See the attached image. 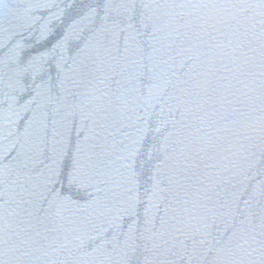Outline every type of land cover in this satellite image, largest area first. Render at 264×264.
Listing matches in <instances>:
<instances>
[{
  "label": "water",
  "instance_id": "obj_1",
  "mask_svg": "<svg viewBox=\"0 0 264 264\" xmlns=\"http://www.w3.org/2000/svg\"><path fill=\"white\" fill-rule=\"evenodd\" d=\"M0 264H264V0H0Z\"/></svg>",
  "mask_w": 264,
  "mask_h": 264
}]
</instances>
